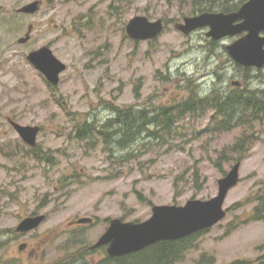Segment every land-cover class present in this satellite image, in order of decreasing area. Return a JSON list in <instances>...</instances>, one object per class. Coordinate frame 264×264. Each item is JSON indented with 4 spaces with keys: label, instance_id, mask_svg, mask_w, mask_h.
Returning a JSON list of instances; mask_svg holds the SVG:
<instances>
[{
    "label": "rangeland",
    "instance_id": "rangeland-1",
    "mask_svg": "<svg viewBox=\"0 0 264 264\" xmlns=\"http://www.w3.org/2000/svg\"><path fill=\"white\" fill-rule=\"evenodd\" d=\"M34 1L40 2L35 14L18 12ZM220 1L0 0V264H55L83 249L89 252L82 264L101 263L106 248H90L111 220L140 223L151 217L153 206L210 200L238 158L239 181L226 196V216L196 239L181 264H196L206 254L215 264L264 254V247L257 251L264 246V222L249 221L264 199L263 113L253 123L220 132L211 110L199 112L168 133L149 131L123 154L104 145L97 130L86 140L76 137L83 121L99 127L116 108L168 105L194 88L201 97L214 90L256 91L264 101V67L246 73L225 50L236 38L214 42L205 36L208 28L187 36L174 29L197 15L192 12L198 4ZM136 16L161 19L165 28L154 40L134 42L125 27ZM29 25V41L19 44ZM41 47L66 66L56 86L26 59ZM7 119L39 127L35 147ZM241 135L248 145L232 154L227 149ZM224 150L229 163L218 161ZM30 216L44 219L33 231L16 233ZM81 218L92 222L72 224ZM22 243L26 252L19 250Z\"/></svg>",
    "mask_w": 264,
    "mask_h": 264
},
{
    "label": "water",
    "instance_id": "water-1",
    "mask_svg": "<svg viewBox=\"0 0 264 264\" xmlns=\"http://www.w3.org/2000/svg\"><path fill=\"white\" fill-rule=\"evenodd\" d=\"M40 7L34 1L18 10L21 14L33 15ZM208 28L206 37L220 41L227 37H237L225 47L227 54L243 68L261 69L264 67V0H247L237 11L231 13H202L185 17L182 23H176L174 29L187 36L196 30ZM164 30L161 19L150 21L144 16L129 20L125 27L126 35L135 42L156 39ZM32 25L26 29L25 36L18 40L26 44L30 39ZM27 61L42 75L47 83L56 86L59 76L66 70L48 47H41L27 56ZM21 140L35 147L40 128L22 126L7 119ZM240 162L217 182V195L210 200H189L183 206H153L151 217L140 223L111 220L105 233L91 247H106L110 258L123 257L142 251L158 242L175 241L203 230H207L222 221L226 215L224 202L228 192L239 181ZM44 216H30L21 220L15 229L17 233H27L36 229ZM90 218H81L72 224H90ZM23 245L19 246V250Z\"/></svg>",
    "mask_w": 264,
    "mask_h": 264
},
{
    "label": "trees",
    "instance_id": "trees-1",
    "mask_svg": "<svg viewBox=\"0 0 264 264\" xmlns=\"http://www.w3.org/2000/svg\"><path fill=\"white\" fill-rule=\"evenodd\" d=\"M196 2L197 0H193ZM247 0H222L218 6H202L198 4L192 15L201 13H230L237 11ZM214 4V3H213ZM246 73L249 72L247 69ZM247 78V76H246ZM262 95L263 92H261ZM229 95V96H228ZM211 110L213 115L211 120L215 122V130L230 131L235 127L248 125L256 120V115L264 114V101L256 98V91H245L244 93L222 94L216 90L209 95L201 97L195 94V88L189 89L188 96L178 102L169 103L160 107L148 106L145 109L134 110L132 105L127 108H116L111 119L106 120L99 127L94 126L95 121H83L78 129L76 137L86 140V134L97 130V134L103 136L104 145H114L121 149V153L126 152L131 143H136L145 134L152 135L157 131L166 133L174 129L177 121L186 116H195L197 113H204ZM242 121V122H240ZM154 129V130H153ZM85 136V137H84ZM89 139V137H87ZM249 139L246 135H241L235 143L227 150L233 153H241L248 145ZM128 154V153H127ZM126 154V155H127ZM123 156V157H126ZM219 160L229 163L230 157L225 154V150L220 153ZM239 161V158L237 159ZM249 221L264 222V199L258 201V205L253 209V214ZM207 231H201L191 236L175 240L158 242L140 252L124 257L110 259L106 256L105 260L98 264H181L184 256L195 249L196 239ZM264 246L257 249L261 250ZM87 252H86V251ZM89 250L83 249L81 253L70 254L57 261L55 264H82L81 260L88 254ZM209 255H202L196 264H215L214 258ZM227 264H264V254L255 260H236Z\"/></svg>",
    "mask_w": 264,
    "mask_h": 264
},
{
    "label": "flooded vegetation",
    "instance_id": "flooded-vegetation-1",
    "mask_svg": "<svg viewBox=\"0 0 264 264\" xmlns=\"http://www.w3.org/2000/svg\"><path fill=\"white\" fill-rule=\"evenodd\" d=\"M239 67H241V66H239ZM242 68H243V67H242ZM243 69H248V70L252 69V70H253L254 68H243ZM254 70H257V69H254ZM231 85H232L233 87L236 88V87H239L240 83L236 81V82H232ZM21 245H23V249H22L21 251L24 250L23 252H26V249H25V248H26V247H25L26 244H25V243H22Z\"/></svg>",
    "mask_w": 264,
    "mask_h": 264
}]
</instances>
